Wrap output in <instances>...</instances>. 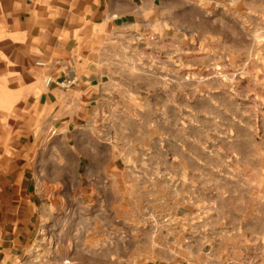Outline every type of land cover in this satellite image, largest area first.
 <instances>
[{
    "label": "crops",
    "instance_id": "obj_1",
    "mask_svg": "<svg viewBox=\"0 0 264 264\" xmlns=\"http://www.w3.org/2000/svg\"><path fill=\"white\" fill-rule=\"evenodd\" d=\"M204 2L0 0V264H120L119 228L121 264H240L199 198L216 191L199 158L166 134L183 127L168 70L199 66L216 23ZM88 223L115 229L110 251L88 246Z\"/></svg>",
    "mask_w": 264,
    "mask_h": 264
},
{
    "label": "rangeland",
    "instance_id": "obj_2",
    "mask_svg": "<svg viewBox=\"0 0 264 264\" xmlns=\"http://www.w3.org/2000/svg\"><path fill=\"white\" fill-rule=\"evenodd\" d=\"M201 5L216 13V23L204 29L208 50L199 66L168 70L167 121L183 127H169L166 134L183 143L184 154L199 158L193 166L199 167L200 188L216 189L199 198L216 201L211 229L221 248L241 253L240 264H264V0ZM75 213L73 250L80 230ZM102 213L110 218V212ZM100 214L84 217L92 223ZM90 223L88 246L110 251L115 229ZM126 229L119 228L120 264L128 261Z\"/></svg>",
    "mask_w": 264,
    "mask_h": 264
},
{
    "label": "built area",
    "instance_id": "obj_3",
    "mask_svg": "<svg viewBox=\"0 0 264 264\" xmlns=\"http://www.w3.org/2000/svg\"><path fill=\"white\" fill-rule=\"evenodd\" d=\"M38 65H45V62L39 61ZM77 80L75 77H67L63 79H54L52 76L47 77L46 84L56 83L59 87L63 89H69L76 84Z\"/></svg>",
    "mask_w": 264,
    "mask_h": 264
}]
</instances>
